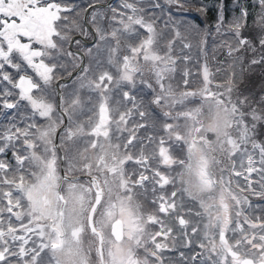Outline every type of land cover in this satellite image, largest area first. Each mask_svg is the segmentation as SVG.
I'll return each instance as SVG.
<instances>
[{"label":"snow or ice","instance_id":"1","mask_svg":"<svg viewBox=\"0 0 264 264\" xmlns=\"http://www.w3.org/2000/svg\"><path fill=\"white\" fill-rule=\"evenodd\" d=\"M0 264H264V0H0Z\"/></svg>","mask_w":264,"mask_h":264},{"label":"trees","instance_id":"2","mask_svg":"<svg viewBox=\"0 0 264 264\" xmlns=\"http://www.w3.org/2000/svg\"><path fill=\"white\" fill-rule=\"evenodd\" d=\"M227 3L229 7H231L232 0H227ZM188 15H189L191 22L200 24V26L203 27L204 25L203 18L199 16L195 11L190 12ZM214 16H215V13L214 12L211 13L210 20L208 22H212L214 20Z\"/></svg>","mask_w":264,"mask_h":264}]
</instances>
